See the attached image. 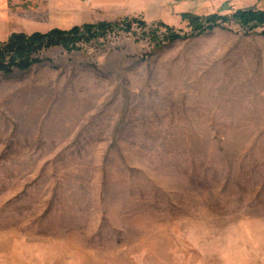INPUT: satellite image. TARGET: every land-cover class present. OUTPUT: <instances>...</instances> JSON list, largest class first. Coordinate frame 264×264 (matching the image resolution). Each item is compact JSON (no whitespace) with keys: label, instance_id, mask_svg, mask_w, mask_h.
Instances as JSON below:
<instances>
[{"label":"rangeland","instance_id":"rangeland-1","mask_svg":"<svg viewBox=\"0 0 264 264\" xmlns=\"http://www.w3.org/2000/svg\"><path fill=\"white\" fill-rule=\"evenodd\" d=\"M245 8L154 0L0 71V264H264V27L181 20Z\"/></svg>","mask_w":264,"mask_h":264},{"label":"trees","instance_id":"trees-1","mask_svg":"<svg viewBox=\"0 0 264 264\" xmlns=\"http://www.w3.org/2000/svg\"><path fill=\"white\" fill-rule=\"evenodd\" d=\"M229 18L235 20L245 29L252 30L256 27H264V10L255 8L237 9L233 11L229 17L216 13L204 16L190 12L181 14V20L185 21L193 30L201 31L200 33ZM133 21H135V19L129 20L125 18L121 23L128 29ZM136 22L140 25H146V23L140 19L136 20ZM159 25L166 29V33L161 37L155 35L157 40L163 41L178 37L167 24L160 22ZM116 26L117 22L102 21L73 26L67 30L53 28L44 33H12L6 40L0 41V71L7 73L11 72L14 68L25 70L31 65L41 62L38 53L51 46H61L67 52L79 50V43L85 44L93 39L103 37L108 30Z\"/></svg>","mask_w":264,"mask_h":264},{"label":"crops","instance_id":"crops-1","mask_svg":"<svg viewBox=\"0 0 264 264\" xmlns=\"http://www.w3.org/2000/svg\"><path fill=\"white\" fill-rule=\"evenodd\" d=\"M0 0V41L17 32L67 30L73 26L126 17H143L154 4L150 0ZM154 9H151L152 11ZM152 18V19H149Z\"/></svg>","mask_w":264,"mask_h":264}]
</instances>
